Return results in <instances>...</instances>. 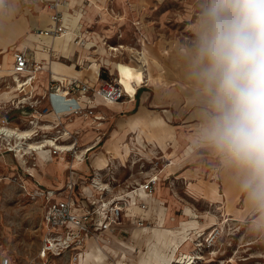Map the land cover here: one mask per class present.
<instances>
[{
  "label": "crops",
  "instance_id": "obj_1",
  "mask_svg": "<svg viewBox=\"0 0 264 264\" xmlns=\"http://www.w3.org/2000/svg\"><path fill=\"white\" fill-rule=\"evenodd\" d=\"M44 1L49 0H43V2ZM43 2L40 0H7V9L0 11V70L4 67V63L10 59L8 65L9 75L0 74V77L9 76L11 81V84L9 81V83L3 85L4 87L7 86L8 90H5L4 93L2 92L3 94H1H11L9 97L5 96L6 99L3 100H9V98H15L24 93L27 94L29 91L33 97H39L46 92L49 80L52 77L58 80L74 77L87 81L93 85L98 84L102 80L116 78L124 88L125 94L123 97L116 102L108 104L99 97H96L95 100L98 103L97 107L99 109L103 108L111 113L117 111H126V113L116 119L114 127L110 130L106 138L95 142L93 147L87 151L88 155L86 158L88 159V162L84 159L79 160L75 158H71L68 161L61 160L60 162L52 160L47 165L46 170H41L38 166L39 173L36 172V170L34 173L33 168L31 176L35 177L37 182L31 185L30 180L26 179L25 183H23L24 188L26 189V186H31V190L33 191L37 185H39V187L43 189H60L64 186L66 180L70 176L75 184L74 191L76 198H79L80 193L81 198L84 195H88L90 193L88 180L92 174L90 169L102 170L103 167L106 166L107 157L112 159H122L127 155L132 156L130 150H133L135 155L138 153L144 155L147 154L146 148H139L138 151H135L134 148H130V143L134 142V144H136L144 142V138L147 136L146 126H150L154 122L157 124L163 123L165 127L164 131L157 133L156 137L151 138L150 141L153 144L152 146H155L156 152L160 154L161 157L165 156L170 161L169 166L173 162L175 168L170 172L173 173L176 178H182L187 185H191L198 190L197 192L202 194L204 198L213 202H218L220 199H235L241 190L237 186L234 175L224 168L219 158L208 148L197 142L196 130L201 123V104L197 95V89L192 81L189 83L186 82L187 84L184 85L182 83L185 79H182V73L179 72L180 61L178 60L179 58H177V46L168 41L167 43L161 38L155 41L152 40V42H149V40L148 42H144L146 38L151 36V33L150 31L145 30L142 26L143 23L140 24V21L135 17L130 21V26L131 28L134 26L133 30L136 29L138 31V36L135 34L137 40L133 44L130 42L126 44L119 40L121 38L120 36H117V42L114 46L122 43L123 47H117L116 49H113L115 51H110V46H104L102 40L103 38H106L104 35L98 33L97 30H94L90 35L87 33L88 31L85 30L87 27H83L82 25L83 15L86 13L87 16L90 17L89 13L93 11L92 8H86V10L83 11L82 9L85 4L82 3V0H62L61 3L57 5V9L61 11L64 27L71 33L72 44L70 48L65 49V37L63 35L52 37L31 31L32 27H35L36 29L44 28L50 23L49 15L52 10L46 7ZM75 5L80 8H78V10L73 9ZM66 8H68V11H66ZM70 8H72V10H70ZM32 9L36 10V12H31ZM98 12V9H94L92 12L93 18ZM101 22L98 23V25L102 27L101 29L112 31V29L105 28L104 25L106 23L102 24ZM29 33L39 39H32L33 41H31L30 39L33 38V36H31L29 37V40L32 45H25L23 48L20 47L22 39L27 37ZM139 36L143 37L142 42L140 41L141 38ZM48 37L52 39V45L61 42L64 49L50 47L46 42V38ZM40 39L42 41H40ZM130 46L141 49L147 65V85L138 86L136 89L135 85L138 83L137 81L135 82V80L138 79L140 73L135 69L136 61L131 56L129 51ZM13 47H15L14 50H12ZM82 50L86 53L81 52ZM15 51L23 52L29 56L32 61L41 62L42 64L41 69L35 72L31 84L27 83L23 85V92L16 91L11 79V74L13 73V53ZM5 54H8V56L5 57ZM52 54L56 55V57L52 58ZM49 56H51L52 59H58L55 61L60 60L58 58L59 56L67 59L70 63L60 60L59 63L61 65L52 69V62H54V60H50ZM93 61L97 64L96 69L92 68ZM83 70H85V73H82ZM25 75L26 74H22L20 77L23 78ZM184 76L186 77V75ZM131 81L135 82L134 86L130 85ZM182 88L184 89L182 94L176 91V89L182 90ZM147 101H150L153 104L159 102L162 103L163 108L161 112L149 109L146 106ZM44 104H46L45 99L41 101V105ZM96 111L100 113L99 110ZM54 119L55 117L50 112L43 113L37 117L38 123L41 121H47L44 123H47V126L53 124L55 122ZM86 119L90 118L76 116L69 121L62 120V125L65 126V128L70 131H77L75 144L77 147L76 151L80 150L83 151V153V148L94 141V137L100 133L99 126L104 123V119L102 118L98 126H93L91 122L87 123ZM168 119L175 120L176 122L174 124H169L167 122ZM30 127L31 126L29 125L25 130H30ZM13 128L19 129L16 125L13 126ZM94 128H97V131ZM130 132L133 133V138L128 141L126 137ZM191 145L198 146L197 154H199V156H191L193 150L190 147ZM172 158L175 160V163ZM36 163L38 164V162ZM169 166L168 168H170ZM69 167H71L70 173L68 171ZM204 167H206L204 173H206L207 179L205 176H201L202 168ZM65 170H67L66 174H64ZM200 177L201 179H199ZM159 181L160 176L157 183H159ZM157 183L153 192L150 194L139 189L137 192L130 195L129 206L122 214L121 221L116 224L114 231L106 230L103 232L102 236H99V240L92 237L86 240L85 249H88L90 246L89 249L94 250L97 246L102 250L104 255H102L99 260L88 261L86 263L82 262L81 264H148L146 258H150V256H133V251L132 255L130 254L131 256L128 254H125L126 256L123 257L117 256L112 250L113 244H111V241L116 240V238L130 237L126 242H124V240H121V242L126 248L129 246L132 247L131 245L134 246L135 244L132 243L135 242V240L131 239V232L133 230L139 228L141 230L142 228L151 225V223H154L153 225H155L159 220L162 221L164 219V223L166 219H169L170 221L173 220V217L168 216V210L173 196L165 190L162 191L161 189H158ZM114 187L117 189L123 187V185L118 183ZM195 189L193 192H195ZM28 193L31 194V192ZM164 195L166 197H162ZM32 199H35V201L40 203L39 219L33 229L37 232L36 234L41 235L40 220L45 205V199L40 196ZM139 201L146 204L144 210H141L140 207H138L137 202ZM165 201H169V204L166 205ZM137 217L143 218L149 223V225L137 226L134 222ZM168 231L171 230L166 229V231H164L165 236H168ZM188 240L189 237L186 236L185 239H183V242L186 241L183 245L182 241L174 243V245L173 243L164 245L165 249L170 247L174 250L177 247L178 251H176L173 258L168 255H166V257L165 255H155L156 257L151 256L152 259L160 256V260L157 262V260L155 261L154 259L153 264L154 262L160 263V261L163 260V256L164 259L168 256L169 259L166 264H169L174 258L176 259L181 255L190 252L191 249L185 251V248H187L189 244ZM33 245V241L30 240L29 247H32ZM120 246L121 245H118L117 247ZM137 246L142 248L145 244L144 242H141L140 245L138 244L136 247ZM38 247L39 245L36 246L33 253H30L28 260H24L23 262H20V264H32ZM107 251L110 253L109 259L111 261L106 259L108 258L106 256L108 253ZM59 260L55 258V261L61 264L62 262L60 263ZM165 262H162V264ZM77 264H80V260H78Z\"/></svg>",
  "mask_w": 264,
  "mask_h": 264
},
{
  "label": "rangeland",
  "instance_id": "obj_2",
  "mask_svg": "<svg viewBox=\"0 0 264 264\" xmlns=\"http://www.w3.org/2000/svg\"><path fill=\"white\" fill-rule=\"evenodd\" d=\"M82 3L85 4L83 11L86 8H92L93 11L98 9L97 17L95 16L97 19L94 17L95 20L92 16L93 11L89 13L90 17L85 13L82 25L87 27L85 30L90 35L94 30L104 35L106 38L102 40L105 47L108 45L114 46L117 42V36L121 37L119 39L121 42L133 44L137 40L139 33L136 29L133 30L134 26L131 28L130 21L136 17L140 24L143 23L144 29L151 33V36L146 38L144 42H148V40L152 42V40L155 41L161 38L177 46V58L180 61L179 72L182 73V79H185L182 83L184 85L191 81L187 75L185 52L192 45L195 22L204 0H82ZM78 8L80 7L76 5L73 7L75 10H78ZM31 12L34 13L36 10L32 9ZM100 22L102 24L106 23L104 25L105 28L112 29V31L101 29L102 27L98 25ZM35 30V27L31 28L32 32H36ZM140 38L142 42L143 37L141 36ZM32 39L36 40L39 38L33 37L30 40L33 41ZM40 41L42 40L40 39ZM51 47L56 49L63 48L61 42L54 43ZM14 49L15 47L12 48V50ZM81 52L84 51L82 50ZM55 57L56 55L52 54V58ZM49 58L50 60H58L52 59L51 56ZM58 58L63 62L70 63L65 58L59 56ZM82 73H85V70ZM142 79L143 75L140 73L135 82L137 81L139 84ZM9 81V76L0 77V116L4 115L6 117L8 123L4 125L7 127L13 128L16 125L19 129L28 128L30 125L29 119L32 118L29 106L26 104L23 107H20L19 104L16 106L15 101L10 98L9 100H3L6 99L5 96L9 97L11 95L10 93L2 95L5 90H8L7 86L5 88L3 85L9 83ZM183 90V88L182 90L176 89L181 94ZM146 106L159 112L163 108V104L160 102L153 104L147 101ZM96 110H99V114L103 115L104 123L99 126L100 133L93 140L98 137V141H100V139L108 136L110 130L114 127L116 119L126 113V111L111 113L98 107ZM72 118L74 117H70V119ZM45 122L47 121L39 123L44 124ZM86 122H91V119H86ZM167 122L174 124L176 121L168 119ZM164 127L163 123L157 124L153 122L150 126H146L147 136H145L144 142L136 144L129 142L130 148H134L135 151H138L139 148H146V155L140 153L135 155L134 151L130 150L132 156L127 155L122 159L107 157L106 166L99 170L104 175L105 180L108 178L113 183H120L125 186L126 184L142 182L149 172L162 168L159 173L160 181L157 183L158 189L165 190L173 196L168 210V216L173 217V220L166 219L164 223L163 219L162 221L159 220L155 225L151 223V225L141 230L140 228L133 230L131 239L135 240V242H132L135 244L131 254L133 251V256H147L149 254L148 256L151 257V253L154 250H158V252H153L154 254L152 255H165L164 251H166V255L175 256L176 251H178L177 247L174 250L170 247L165 249L164 245L168 243H173L174 245V243L183 242V239L187 236L189 237V244L185 251L191 249L190 252H192L195 241L202 242L204 245L205 240L214 236L213 246L210 249L202 246L199 258L194 259L190 264H264V227H257L261 218H264V209L252 207L242 191L239 192L235 199H220L218 202H213L204 198L191 185H187L182 178H176L170 172L175 168L173 162L170 166L169 164L164 166V162L168 159L165 156L161 157L150 141L151 138L156 137L157 133L164 131ZM49 129V126H41V130H38V133L33 136L34 139L39 140L52 136V130ZM94 129L97 131V128ZM132 136L133 133L130 132L126 137L127 140L130 141L133 138ZM9 141L12 143L13 140L9 139ZM6 142V140H3V144L0 142V256L8 252L11 257L16 258L15 264H20V262L28 260L30 253H33V250L40 243V235L36 234L37 232L33 229L39 219L40 203L32 199L31 194L28 193L33 192L31 186H26L25 189L23 183H25L26 179L30 180L31 185L37 182V179L30 175L33 168L34 173L35 170L39 173L38 166L41 170H46L50 161H68L73 156L70 153L65 156L63 153L54 154L47 150L46 152L27 154L20 158L15 155L14 151L7 149ZM190 147L193 149L191 156H199L197 154L198 146L191 145ZM87 155L86 152L83 156L86 162H88ZM155 161H158V164L155 167L156 169H152ZM173 161L175 163L174 159ZM205 168H202L201 176H205L207 179L206 173H204ZM90 170L91 173L96 171L94 169ZM66 172L67 170L64 171V174ZM194 189L195 192H193ZM165 204L168 205L169 201H165ZM181 222L184 223L181 224ZM188 225L192 226L189 227ZM184 227L186 229L183 230ZM166 229L171 230L168 231V236L164 234ZM128 238L130 237L116 238V240L111 241V244H114L113 247H117L120 245L121 240L126 242ZM30 240L34 243L32 247H29ZM141 242H144L145 246L142 248L136 247ZM106 256L110 258V253H107ZM63 264L66 263L63 262ZM171 264L175 263L171 262Z\"/></svg>",
  "mask_w": 264,
  "mask_h": 264
},
{
  "label": "built area",
  "instance_id": "obj_3",
  "mask_svg": "<svg viewBox=\"0 0 264 264\" xmlns=\"http://www.w3.org/2000/svg\"><path fill=\"white\" fill-rule=\"evenodd\" d=\"M43 2V0H40ZM62 0L44 1V5L51 9L49 15L50 23L44 28H37L38 34L55 37L62 34L66 28L62 23L61 11L57 9V5ZM8 7L7 0H0V11L6 10ZM110 46V45H108ZM107 46V47H108ZM117 47H123L118 44ZM115 51V50H110ZM131 56L136 61L135 69L142 75L144 81L135 85L146 86L147 65L141 49L134 46L129 47ZM41 62L32 61V59L20 51L13 53V64L11 79L13 87L17 92H23V85L31 84L34 79L35 72L41 69ZM26 74L21 78L20 75ZM21 83V86L18 85ZM125 94L122 85L116 78L102 80L96 85L87 81L74 77L58 80L51 78L48 83L46 92L39 97H33L29 91L15 98L16 106L24 104L29 106L30 130L36 135L41 126L37 117L43 113H52L55 117L53 124H48L53 135L46 138H53L61 149L55 146H49L51 153L71 154L73 158H77L76 152V134L77 131H70L62 125V120H69L70 117L81 116L90 118L93 126H98L103 118L102 114L96 111L98 106L96 97L101 98L104 102H116ZM45 99L46 104L40 105ZM4 115L0 116V124H7ZM33 135V136H34ZM97 139V140H96ZM91 144L83 148L84 154L98 142V137ZM79 150L77 153H80ZM158 161L153 162L152 169H156ZM170 164L169 160L164 162V166ZM162 168L149 172L142 182L126 184L123 187L115 189V185L108 178L105 180L104 175L99 170L93 171L88 180L90 193L81 198H76L75 184L72 178L66 180L64 186L60 189H43L37 187L31 193V198L40 196L45 199V205L40 220V243L32 264H59L55 258L66 264H77L81 255L85 252L86 240L90 237L99 240V236L103 235L106 230L114 231L116 224L120 223L121 216L129 206L130 195L141 189L147 193H152L158 181L159 173ZM71 172V167L68 169ZM24 187V186H23ZM83 199V200H82ZM141 210L146 208V204L142 201L137 202ZM137 226H147L149 223L141 217L135 219ZM213 238L205 240V244L195 241L192 252L183 254L176 258L175 264H190L194 259L199 258L202 246L210 249L213 246ZM16 258L11 257L8 252L0 256V264H15ZM31 264V263H30Z\"/></svg>",
  "mask_w": 264,
  "mask_h": 264
},
{
  "label": "clouds",
  "instance_id": "obj_4",
  "mask_svg": "<svg viewBox=\"0 0 264 264\" xmlns=\"http://www.w3.org/2000/svg\"><path fill=\"white\" fill-rule=\"evenodd\" d=\"M185 60L201 104L197 142L264 209V0H204Z\"/></svg>",
  "mask_w": 264,
  "mask_h": 264
},
{
  "label": "bare ground",
  "instance_id": "obj_5",
  "mask_svg": "<svg viewBox=\"0 0 264 264\" xmlns=\"http://www.w3.org/2000/svg\"><path fill=\"white\" fill-rule=\"evenodd\" d=\"M66 11H68V8H66ZM60 35H63L65 37L64 39V48L67 49V48H70L72 46L71 44V33L68 29H66L62 34ZM58 35V36H60ZM33 36L31 33L28 34V36L24 39H22L21 43H20V47H24L25 45H32L31 42L29 41V37ZM35 37V36H33ZM46 42L48 43V45L51 47L52 46V39L50 37L46 38ZM113 49H116L114 47H109V50H113ZM8 53V52H7ZM8 54H5V57H7ZM6 60V59H5ZM9 62H10V59H8L5 63H4V67L1 68L0 70V73L3 74V75H9L8 73V65H9ZM59 65H61L59 63V61H55L52 62V69L53 68H56L57 66L59 67ZM97 67V64L95 63V61H93L92 63V68L93 69H96ZM144 81V79L141 80V82ZM146 81H147V78H146ZM134 83L133 81L130 82V85L131 86H134ZM27 84V83H26ZM147 84V83H146ZM18 85L21 86V83L18 82ZM122 85V84H121ZM123 87V86H122ZM124 89V88H123ZM112 103V102H110ZM108 104V103H107ZM110 105V104H109ZM107 106V105H106ZM47 126V125H46ZM48 127V126H47ZM30 129V128H29ZM33 133L31 132V130H19V129H14V128H10V127H7L5 125H2L0 124V142L3 144V140H6L7 142V149L9 150H12L15 152V155L16 156H19L20 158H23L25 155L27 154H33L34 152H46L48 149L49 146H55L56 149H61L62 147L59 145V143H57L53 138H42V139H39V140H35L34 137H33ZM9 139H12V143L9 141ZM4 146V145H3ZM77 154V158L75 159H81L82 155H83V151H81L80 153H76ZM22 160V159H21ZM24 161V160H23ZM30 173V172H29ZM30 175H32L30 173ZM88 192V191H87ZM144 201V200H143ZM189 221V220H188ZM193 221V220H191ZM195 221V220H194ZM184 222H181V224H183ZM186 223V222H185ZM194 223V222H193ZM188 224V223H187ZM189 227H191L190 225H188ZM187 227V226H186ZM187 227V228H189ZM195 227V226H193ZM186 229L185 227L183 228V230ZM193 229V228H192ZM207 229V228H206ZM182 230V231H183ZM197 237V236H196ZM94 244V243H93ZM96 245V244H94ZM114 245V244H113ZM117 245V244H115ZM120 247H113L112 246V250L113 252H115V254L117 256H126L125 254H128L130 255L131 254V250L134 248V246L130 247L129 248L122 244V242H120ZM94 247V246H93ZM90 248V246H89ZM85 249V252L83 255L80 256L79 260H80V264L83 262V263H86L88 261H96V260H99V258L104 255V253L102 252V250L100 248H98L96 246V248L93 250V249ZM108 252V251H107ZM153 252H158V250H154ZM151 253V256L153 257L152 254L154 253ZM165 252V257H166V251ZM109 253V252H108ZM159 254V253H157ZM132 255V254H131ZM130 255V256H131ZM149 255V254H148ZM147 255V257H148ZM170 256V254H169ZM152 257L150 258H146L147 259V263L150 264V261L152 259ZM156 257V256H155ZM153 258L152 261H151V264H153V261L155 259V261L157 260V262L160 260V256L157 257V258ZM173 258V256H172ZM107 260L109 258H106ZM149 259V260H148ZM165 259H166V262H165ZM164 259V256H163V260L160 261L159 264H161L162 262H165L164 264L167 263L168 261V256L167 258ZM101 260V259H100ZM176 259L174 258V260L172 262H174ZM102 261V260H101ZM110 261V260H109ZM149 261V262H148ZM176 261H179V260H176ZM146 262V260H145ZM156 262V263H157ZM155 263V262H154ZM169 263V262H168ZM171 264V263H170Z\"/></svg>",
  "mask_w": 264,
  "mask_h": 264
}]
</instances>
